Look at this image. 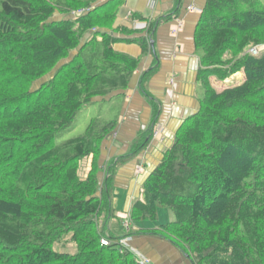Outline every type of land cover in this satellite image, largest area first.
Here are the masks:
<instances>
[{
    "label": "trees",
    "instance_id": "16d2710c",
    "mask_svg": "<svg viewBox=\"0 0 264 264\" xmlns=\"http://www.w3.org/2000/svg\"><path fill=\"white\" fill-rule=\"evenodd\" d=\"M114 2L0 0V264H138L118 243L132 233L100 244L102 209L112 216V168L103 172L101 153L115 120L93 119L81 137L54 144L84 104L123 94L138 66L110 48ZM150 31L135 40L144 53ZM193 35L199 109L144 180L128 218L168 210L172 221L133 234L164 238L191 264H264V3L206 0ZM252 47L262 50L253 56ZM238 73L240 82L220 91L210 82ZM150 135L141 132L112 166ZM67 235L75 254L53 249Z\"/></svg>",
    "mask_w": 264,
    "mask_h": 264
},
{
    "label": "crops",
    "instance_id": "0c3cea01",
    "mask_svg": "<svg viewBox=\"0 0 264 264\" xmlns=\"http://www.w3.org/2000/svg\"><path fill=\"white\" fill-rule=\"evenodd\" d=\"M107 1L95 0L93 5H101ZM205 2L206 0H115L113 4L117 7L113 11L114 32L110 33V48L139 62L128 88L118 95L123 99L119 107L122 109L114 119L115 129L103 144L101 161L104 165L103 172L107 167L112 168L111 193L114 197L110 200L111 208L115 212L116 205H113L112 200L119 202V196L124 194L129 199L127 218L133 204L140 198L144 180L171 146L178 128L199 109L203 90L198 79L201 65L193 34ZM177 19L183 25L173 33ZM144 21L151 28L149 36L152 49L149 53H144L135 41L146 35L148 37L147 30H134L136 22ZM146 74L148 75L145 77ZM235 77L240 79L241 74L232 78ZM210 82L212 86L216 83L212 78ZM147 130H151L148 144L131 159L113 167L112 163L129 153L137 136ZM155 130L159 133L156 138L153 136ZM90 161L87 158V166L83 164L80 176L85 177ZM117 204L120 209L126 207L124 203ZM110 215L107 214L106 221H110ZM102 221L99 222L98 219L97 222ZM154 228L157 226L151 229ZM136 229L140 228H135L134 232ZM128 234H131V230ZM122 239L123 247H127L135 257L149 260L151 264H191L181 248L164 238L132 233ZM71 251L75 254L76 247Z\"/></svg>",
    "mask_w": 264,
    "mask_h": 264
},
{
    "label": "rangeland",
    "instance_id": "374dc122",
    "mask_svg": "<svg viewBox=\"0 0 264 264\" xmlns=\"http://www.w3.org/2000/svg\"><path fill=\"white\" fill-rule=\"evenodd\" d=\"M262 2L264 3V0H262ZM62 16L64 17V15ZM62 16L56 13V15L53 16V19H58ZM67 17L71 18L69 15ZM95 31L97 30H94V32ZM239 82L240 81H237V77L229 79V82L217 81L215 85H213V88L217 91H220L232 85H235ZM122 100H123L122 96H116L111 98V100L109 101H101V102H93V103L91 102L84 104L82 109L77 113V116L75 117L72 126L69 129L62 131L55 139L54 144L57 146L63 143L64 141L81 137L84 134L87 126L93 119H98V118H103L106 120L116 119L115 117H118L122 109V107L119 108L122 103ZM85 163L86 161L80 164V170H82L83 164L84 166L85 165L87 166V164ZM86 172L87 171H85V173ZM113 197L114 195L111 198ZM114 200H112V202L114 206L116 205V210L115 212L112 210V216L109 217L110 221L105 220L106 212L104 211L105 210L104 208L102 209L103 213L99 217V222L102 220L105 222L102 221V223H98L99 228L104 233V235L108 236L109 234L112 239L117 240L118 238L126 235L129 232V230H131V233H133L135 228L151 229L153 226H158L160 224L167 223L173 220V216L170 214L168 210H166L165 208H159L155 220L145 219L140 222L132 223L129 220V218H127L129 199H127V197L124 194H121L119 196L118 201L126 205L125 209L118 208L117 203L119 202H116ZM126 223H128L129 225L128 230L126 228ZM70 236L71 235H67L63 238L61 242L55 243L53 245V249L60 253H68V254L72 253L73 251H71V249L75 247V244L70 241ZM125 249L130 252V250H128L127 247Z\"/></svg>",
    "mask_w": 264,
    "mask_h": 264
},
{
    "label": "built area",
    "instance_id": "2783aa9c",
    "mask_svg": "<svg viewBox=\"0 0 264 264\" xmlns=\"http://www.w3.org/2000/svg\"><path fill=\"white\" fill-rule=\"evenodd\" d=\"M188 10H193L192 8H188ZM86 11H88V9H82V10H78V11H72L70 13V15L73 18L79 17L80 15H82L83 13H85ZM176 29L173 30V33L177 32L181 27H182V22L179 21V19H177L176 21ZM149 28V25L147 22H136L135 26H134V30L135 31H146ZM262 50V47H252L250 48L247 53L251 54L253 56H256L260 51ZM154 133V137L156 138L157 135L159 134L157 130L153 131ZM101 245L103 246H108L110 245V242L106 239H101L100 241ZM121 244H123V241L120 242ZM137 262L138 264H151L149 260L145 259V258H141V257H137Z\"/></svg>",
    "mask_w": 264,
    "mask_h": 264
},
{
    "label": "water",
    "instance_id": "95a60500",
    "mask_svg": "<svg viewBox=\"0 0 264 264\" xmlns=\"http://www.w3.org/2000/svg\"><path fill=\"white\" fill-rule=\"evenodd\" d=\"M151 47H152V45H151Z\"/></svg>",
    "mask_w": 264,
    "mask_h": 264
}]
</instances>
